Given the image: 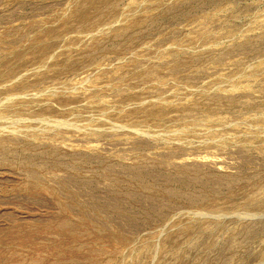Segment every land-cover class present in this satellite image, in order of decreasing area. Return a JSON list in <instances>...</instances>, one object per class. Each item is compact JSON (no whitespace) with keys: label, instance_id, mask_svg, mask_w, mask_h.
Here are the masks:
<instances>
[{"label":"rangeland","instance_id":"374dc122","mask_svg":"<svg viewBox=\"0 0 264 264\" xmlns=\"http://www.w3.org/2000/svg\"><path fill=\"white\" fill-rule=\"evenodd\" d=\"M0 264H264V0H0Z\"/></svg>","mask_w":264,"mask_h":264}]
</instances>
